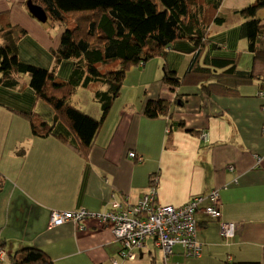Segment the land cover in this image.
<instances>
[{
	"label": "crops",
	"instance_id": "0c3cea01",
	"mask_svg": "<svg viewBox=\"0 0 264 264\" xmlns=\"http://www.w3.org/2000/svg\"><path fill=\"white\" fill-rule=\"evenodd\" d=\"M6 19L27 31L21 57L53 67L50 50H56L61 31L40 25L27 11L26 0H0V21ZM238 23L213 26L212 35L230 51H240L237 67L247 70L252 55L233 31ZM32 42L40 48L33 50ZM190 57L169 53L130 68L87 158L54 137L33 136L25 119L0 106V238L7 247H40L54 264H151L150 254L161 257L152 238L131 251L132 259H122L111 227L95 218L53 227L52 210H127L152 189L158 205L180 207L197 194L216 190L221 218L200 217L202 255L181 263L177 255L182 248L176 245L168 264H222L228 258L264 264V94L255 82L240 86L239 95L232 97L202 95L194 86L170 91L162 82L165 66L181 76ZM2 95L10 107L30 109L20 97H32L25 83L12 91L0 86ZM76 97L83 111L100 116L89 90L79 89ZM157 98L174 104L172 114L148 119L145 103ZM180 121L184 128L176 125ZM130 152L136 156L129 157ZM221 221L237 223L234 238L220 237Z\"/></svg>",
	"mask_w": 264,
	"mask_h": 264
},
{
	"label": "trees",
	"instance_id": "16d2710c",
	"mask_svg": "<svg viewBox=\"0 0 264 264\" xmlns=\"http://www.w3.org/2000/svg\"><path fill=\"white\" fill-rule=\"evenodd\" d=\"M32 1L46 13L48 25L61 31L56 50H50L53 67L23 59L19 46L27 31L12 25L8 19L1 20L0 86L12 91L25 83L32 97L20 96L22 105L29 110L10 107L3 95L0 106L25 119L33 136L54 137L72 147L82 158L89 155L120 94L127 71L153 58L169 53L191 56L181 76L165 66L162 82L172 92L182 86H194L202 95L232 97L239 95L240 86L255 82L264 94V21L260 16L264 14V0H244L240 8L230 9L231 19L221 11L225 0ZM236 22L239 23L233 31L245 39L246 50L252 55L247 70L237 67L240 51H230L224 41L220 42L223 39L217 40L212 35L213 26ZM32 48L37 50L40 45L32 42ZM79 89L92 93L101 108L99 117L80 108L76 97ZM36 101L47 107L48 112L37 108ZM173 107L174 104L164 98L147 100L143 115L148 119L169 116ZM176 125L184 128L182 121ZM185 131L199 134L193 129ZM23 151L17 153L23 154ZM3 182L0 173V190ZM202 216L198 206L194 214L197 229L202 224ZM147 238H152L161 253V257L158 253L150 254L151 264H168L176 245L169 253H164L162 247L155 244V236L146 237L143 242ZM7 245L8 242L0 238V251L4 254L0 264H54L40 247L22 246L7 252ZM199 245L198 256L184 249L178 255L199 258L202 255V245ZM131 251L133 253L134 248L128 250L121 246L120 258L127 260V253ZM222 264L259 262L228 258Z\"/></svg>",
	"mask_w": 264,
	"mask_h": 264
},
{
	"label": "built area",
	"instance_id": "2783aa9c",
	"mask_svg": "<svg viewBox=\"0 0 264 264\" xmlns=\"http://www.w3.org/2000/svg\"><path fill=\"white\" fill-rule=\"evenodd\" d=\"M134 158V152L128 153ZM219 192L212 190L208 193L197 194L180 207L158 205L155 201L154 190H150L138 200L136 205L127 210L111 208L101 213L90 214L85 210L58 211L52 210L49 224L60 226L68 221L80 224L87 218H95L101 224L112 228L122 247L131 250L142 246L143 240L155 236V244L161 246L164 253H169L174 245H179L186 253L200 255L197 239V225L194 217L197 207L209 220L221 218L218 203ZM238 225L234 221H221L219 234L222 238H231L237 232ZM3 254L0 251V254ZM132 259V253H127ZM114 264H117L114 262Z\"/></svg>",
	"mask_w": 264,
	"mask_h": 264
},
{
	"label": "rangeland",
	"instance_id": "374dc122",
	"mask_svg": "<svg viewBox=\"0 0 264 264\" xmlns=\"http://www.w3.org/2000/svg\"><path fill=\"white\" fill-rule=\"evenodd\" d=\"M242 2V0H225V3L223 4V8H222V14L223 15H228L229 17H230V9L231 8H240V6H241V3ZM24 7H25V5H24ZM262 10V9H261ZM232 17H230V19H231ZM48 23L49 22H45V23H41L40 25H42V26H45V27H48ZM48 28H53V26H49ZM55 29H57V28H55ZM51 32L52 31H54V30H50ZM23 244L24 243H21L20 245H16V246H12V247H10V245L7 247V249H6V251L7 252H10V251H15V250H17V249H19V248H21L22 246H23ZM177 249H179L178 247H175V252L177 251ZM177 256H179L180 257V259L182 260L181 261V263L182 262H186V261H188V260H191V261H193V260H195L194 258H185V257H183V256H181V255H177ZM3 258L4 257V254H0V258ZM180 263V262H179ZM177 264H178V262H177ZM196 264H206L205 262H201V261H198Z\"/></svg>",
	"mask_w": 264,
	"mask_h": 264
},
{
	"label": "water",
	"instance_id": "95a60500",
	"mask_svg": "<svg viewBox=\"0 0 264 264\" xmlns=\"http://www.w3.org/2000/svg\"><path fill=\"white\" fill-rule=\"evenodd\" d=\"M26 9L39 23H45L47 21V15L44 10L40 6L34 4L32 0H26Z\"/></svg>",
	"mask_w": 264,
	"mask_h": 264
}]
</instances>
